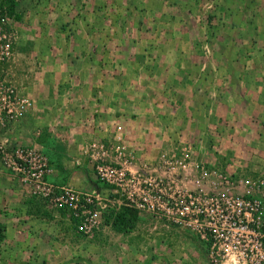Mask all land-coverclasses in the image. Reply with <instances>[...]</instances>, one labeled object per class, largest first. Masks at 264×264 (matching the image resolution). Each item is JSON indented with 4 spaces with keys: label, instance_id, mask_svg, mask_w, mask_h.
<instances>
[{
    "label": "rangeland",
    "instance_id": "obj_1",
    "mask_svg": "<svg viewBox=\"0 0 264 264\" xmlns=\"http://www.w3.org/2000/svg\"><path fill=\"white\" fill-rule=\"evenodd\" d=\"M243 57L264 77V0H0V264H210L174 202L264 201V82ZM241 73L239 136L262 144H227L213 115ZM123 202L138 217L116 231Z\"/></svg>",
    "mask_w": 264,
    "mask_h": 264
},
{
    "label": "built area",
    "instance_id": "obj_2",
    "mask_svg": "<svg viewBox=\"0 0 264 264\" xmlns=\"http://www.w3.org/2000/svg\"><path fill=\"white\" fill-rule=\"evenodd\" d=\"M264 179H259L262 186ZM70 199H77L70 192ZM175 203L180 221L196 227L209 243L210 264H264V201L261 196L185 192ZM73 204V213L84 207ZM136 207V206H135ZM191 219V220H190Z\"/></svg>",
    "mask_w": 264,
    "mask_h": 264
},
{
    "label": "crops",
    "instance_id": "obj_3",
    "mask_svg": "<svg viewBox=\"0 0 264 264\" xmlns=\"http://www.w3.org/2000/svg\"><path fill=\"white\" fill-rule=\"evenodd\" d=\"M174 49H175V47H174ZM243 58L244 59L240 61V64L242 66L239 67L238 72H240V71L242 73H244L245 71L249 72L247 70L248 69L251 70L252 67L249 66V63H248L249 60L246 57H243ZM243 64H244V67H243ZM242 73L240 74L241 75L240 78L238 76H235V77L231 78L230 83L226 82V102H224V100H223L222 102L220 101L217 104H215L214 108H213V110H214L213 115H221V118L225 119V122H223L224 119H221L222 124L226 125V131L224 130L223 132H226V139H228V138L233 139L230 142L228 141L227 144H251V145L253 144V145H256V144H260L261 142L250 141V140H248L246 142V141L241 140L239 134L242 133V131H243V127H242L243 123H241L239 120H235L236 117L242 116V114L244 113L243 106L240 104V102L242 100H245V97H247L248 101H246V104L248 106H251L250 104L253 102L252 99L257 98V97L253 98L252 96L248 97V95L251 94L250 89L248 88L249 84L246 82V80L242 79ZM250 73H253L254 75L260 74L259 76H261V77L253 76V77L249 78L250 85H253L257 89L264 82V77L262 76L263 71L261 70V68H258V69L254 68L253 70H251ZM70 76H73V75H70ZM243 76H245V75H243ZM73 78L77 79L78 77L76 75H74ZM241 80H243L242 85H240ZM232 84L233 85H235V84L240 85L237 93H235V92L233 94L231 93V90H233V89H230L231 88L230 86H232ZM253 86H252V88H253ZM257 93H258V96H260V98H262L264 100L263 91L261 92L262 94L259 92H257ZM229 97H231V98H229ZM247 105L244 106V109L247 111H250L251 108L248 107ZM252 126H255V121L250 122L247 125L245 131L250 132V134L256 133L250 129ZM255 128H256V126H255ZM198 264H201V263L198 262Z\"/></svg>",
    "mask_w": 264,
    "mask_h": 264
},
{
    "label": "trees",
    "instance_id": "obj_4",
    "mask_svg": "<svg viewBox=\"0 0 264 264\" xmlns=\"http://www.w3.org/2000/svg\"><path fill=\"white\" fill-rule=\"evenodd\" d=\"M59 146H53L51 148L54 155L59 158L60 157V150H58ZM56 167L59 170H64L61 164L58 162L56 163ZM107 221L109 222L112 229L116 231H128L132 226L133 223L137 220L138 212L137 208L132 204L127 202H123L117 204L115 208H112L108 212ZM4 224L0 221V239L4 235Z\"/></svg>",
    "mask_w": 264,
    "mask_h": 264
}]
</instances>
